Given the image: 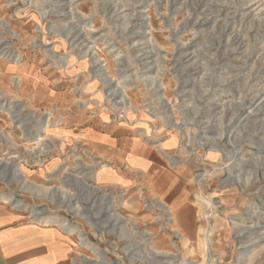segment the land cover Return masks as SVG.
I'll return each instance as SVG.
<instances>
[{"label": "rangeland", "instance_id": "obj_1", "mask_svg": "<svg viewBox=\"0 0 264 264\" xmlns=\"http://www.w3.org/2000/svg\"><path fill=\"white\" fill-rule=\"evenodd\" d=\"M263 7L264 0H0V197L23 207L1 199L0 206L62 229L74 243L69 264H264V241L256 242L264 238ZM105 113L106 122L140 128L160 150L174 138L166 159L188 176L195 238L174 228L168 206L140 177L128 190L96 183L107 161L76 135ZM83 184L106 204L91 211Z\"/></svg>", "mask_w": 264, "mask_h": 264}, {"label": "crops", "instance_id": "obj_2", "mask_svg": "<svg viewBox=\"0 0 264 264\" xmlns=\"http://www.w3.org/2000/svg\"><path fill=\"white\" fill-rule=\"evenodd\" d=\"M102 120L93 121L76 135L92 154L107 161L95 173L96 183L103 188L128 190L140 177L147 191L168 206L174 228L185 238H195L199 213L193 205L188 176L184 169L170 170L166 159L177 148L174 138L165 140L160 150L140 137V128L106 122V113ZM204 240L208 242V235ZM73 247V239L62 229L29 222L21 213L0 206V264H69Z\"/></svg>", "mask_w": 264, "mask_h": 264}, {"label": "bare ground", "instance_id": "obj_3", "mask_svg": "<svg viewBox=\"0 0 264 264\" xmlns=\"http://www.w3.org/2000/svg\"><path fill=\"white\" fill-rule=\"evenodd\" d=\"M263 3V2H262ZM259 7V6H258ZM264 8V7H263ZM259 11V10H258ZM261 11V10H260ZM116 14V13H115ZM136 19V18H135ZM138 20V19H137ZM1 22V21H0ZM1 40V39H0ZM6 41V40H5ZM81 41V40H80ZM6 43V42H5ZM3 44V41H0V46ZM36 44V43H35ZM9 45V44H8ZM11 47V46H10ZM183 47V46H182ZM183 49V48H182ZM1 50H4V51H7L8 49L6 48V47H3ZM3 52V51H2ZM150 59V58H149ZM101 63V62H100ZM100 66V65H99ZM104 66V65H103ZM96 67L97 68H99L98 67V64L96 63ZM102 68V67H101ZM103 69V68H102ZM105 70V69H104ZM124 70V69H123ZM189 70V69H188ZM107 71V70H106ZM98 74V73H97ZM99 75H100V72H99ZM97 76V75H96ZM100 79V78H99ZM111 80V79H110ZM113 81V80H112ZM111 82V81H110ZM127 83V82H126ZM156 87V86H155ZM159 89V88H158ZM115 90V89H114ZM118 91H120V90H118ZM122 93V92H121ZM114 95V94H113ZM116 96V95H115ZM123 96V95H122ZM119 98V97H118ZM120 100V99H119ZM122 101V100H121ZM117 103H119V102H117ZM128 103V102H127ZM165 103V102H164ZM131 105V104H130ZM130 105H129V107H130ZM167 105V104H166ZM13 108V107H12ZM132 108V107H131ZM8 110V109H7ZM133 110V109H132ZM22 112V111H21ZM15 115H17V114H15ZM46 127V126H45ZM42 140V139H41ZM160 148H161V146H159ZM174 158V157H173ZM85 165V164H84ZM171 165V164H170ZM87 166V165H86ZM83 170V169H82ZM84 170H86V171H89V169L87 168V167H85V169ZM4 173V172H3ZM91 173H92V171L91 172H88V173H85L87 176H90L91 175ZM1 177V176H0ZM79 177V176H78ZM24 178V176L23 175H19L18 176V179H20V180H22ZM80 178H81V176H80ZM82 179V178H81ZM88 179L91 181L92 180V178H90V177H88ZM86 182V181H85ZM84 183V182H83ZM80 192L82 193V195H83V199H82V202H84V204H89V202H90V204L92 203V206H90V210L92 211V210H94L95 208H94V203L95 202H97V201H99L102 205H104V204H106V202L105 201H107V199H105V198H100L99 197V195H98V193H100V190L97 188V187H93V186H87V185H82L81 186V189H80ZM85 194H86V196H85ZM0 199L1 200H7V202L6 203H11V204H13V205H15L14 207H23L20 203H18V202H15V200L13 201L12 199H10V198H2V197H0ZM156 206H158L160 209H162L163 211H165V212H167L168 210H166V208H164L165 206H162L163 204H161V203H156L155 204ZM101 206V205H100ZM99 206V207H100ZM147 206V205H146ZM147 208H149V206H147ZM32 209V208H31ZM100 210H101V212H102V207H100ZM108 210V209H107ZM110 210V209H109ZM107 212V211H106ZM31 213H32V215H34L35 217H36V219H38L39 220V222H41V223H49V220H47V218H42V215L44 214V211H42V210H38V209H32L31 210ZM91 213V212H90ZM96 216H99V213H97V215ZM117 221H123L122 219H119V220H116V222H115V224H117ZM108 222H113V219L110 217V216H108L107 217V220H106V223H108ZM53 223H55V224H57L60 228H65V227H69L68 226V224L64 221V220H54L53 221ZM89 223L91 224V225H93V226H95L96 228H97V224L96 223H93V222H91L90 220H89ZM115 226V225H114ZM251 228V227H250ZM248 230V229H247ZM251 230V229H250ZM249 230V231H250ZM246 232H248V231H246V229H245V231H244V233H246ZM144 235V234H143ZM147 235V234H146ZM78 236L80 237V239H81V242L83 241V243L82 244H84L86 247H90L91 245L89 244V243H86V241H85V239H84V237L82 236V235H80L79 233H78ZM187 237V236H186ZM182 238V237H181ZM188 240V239H187ZM261 241H264V238H262V237H257L256 238V242H261ZM255 242V243H256ZM251 244H253V243H251ZM91 248V247H90ZM95 248L96 247H93V249H94V251H96L95 250ZM130 248V247H129ZM128 248V249H129ZM149 249H151V248H149ZM127 250V249H126ZM97 252V251H96ZM95 252V253H96ZM156 253V255L157 256H159V257H161V258H164L165 257V255L162 253V252H155ZM250 253L251 252H249V253H247V254H244L243 256H242V258L240 259L241 261H246V260H248L249 259V256H250ZM101 254L102 253H100V252H98L97 253V255H99L100 257H101ZM173 256V255H172ZM101 258H103V257H101ZM175 260V259H174ZM99 262V261H98ZM102 262V261H101ZM101 264V263H100ZM159 264V263H158ZM239 264H241V262L239 263Z\"/></svg>", "mask_w": 264, "mask_h": 264}, {"label": "built area", "instance_id": "obj_4", "mask_svg": "<svg viewBox=\"0 0 264 264\" xmlns=\"http://www.w3.org/2000/svg\"><path fill=\"white\" fill-rule=\"evenodd\" d=\"M174 164H175V162L171 163V165H174Z\"/></svg>", "mask_w": 264, "mask_h": 264}]
</instances>
